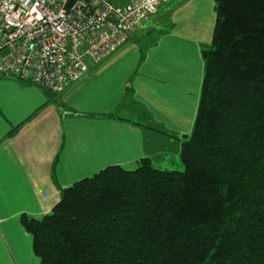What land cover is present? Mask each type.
<instances>
[{
	"label": "trees",
	"instance_id": "1",
	"mask_svg": "<svg viewBox=\"0 0 264 264\" xmlns=\"http://www.w3.org/2000/svg\"><path fill=\"white\" fill-rule=\"evenodd\" d=\"M214 8L181 170L108 167L22 216L41 264H264V0Z\"/></svg>",
	"mask_w": 264,
	"mask_h": 264
},
{
	"label": "crops",
	"instance_id": "2",
	"mask_svg": "<svg viewBox=\"0 0 264 264\" xmlns=\"http://www.w3.org/2000/svg\"><path fill=\"white\" fill-rule=\"evenodd\" d=\"M214 7L215 0L160 3L124 45L57 94L0 77V264H41L21 217L41 219L63 189L108 167L133 171L145 158L181 170ZM144 114L163 133L138 125Z\"/></svg>",
	"mask_w": 264,
	"mask_h": 264
},
{
	"label": "built area",
	"instance_id": "3",
	"mask_svg": "<svg viewBox=\"0 0 264 264\" xmlns=\"http://www.w3.org/2000/svg\"><path fill=\"white\" fill-rule=\"evenodd\" d=\"M170 0H0V74L57 94Z\"/></svg>",
	"mask_w": 264,
	"mask_h": 264
},
{
	"label": "snow or ice",
	"instance_id": "4",
	"mask_svg": "<svg viewBox=\"0 0 264 264\" xmlns=\"http://www.w3.org/2000/svg\"><path fill=\"white\" fill-rule=\"evenodd\" d=\"M3 198V164L0 162V200Z\"/></svg>",
	"mask_w": 264,
	"mask_h": 264
},
{
	"label": "rangeland",
	"instance_id": "5",
	"mask_svg": "<svg viewBox=\"0 0 264 264\" xmlns=\"http://www.w3.org/2000/svg\"><path fill=\"white\" fill-rule=\"evenodd\" d=\"M115 5H123L125 3V0H110ZM186 3V2H185ZM150 119V118H149ZM152 121V120H151ZM150 123V120H148ZM151 124V123H150ZM153 124V123H152ZM180 171V170H179Z\"/></svg>",
	"mask_w": 264,
	"mask_h": 264
},
{
	"label": "water",
	"instance_id": "6",
	"mask_svg": "<svg viewBox=\"0 0 264 264\" xmlns=\"http://www.w3.org/2000/svg\"><path fill=\"white\" fill-rule=\"evenodd\" d=\"M1 76H4V75H1V74H0V77H1Z\"/></svg>",
	"mask_w": 264,
	"mask_h": 264
},
{
	"label": "bare ground",
	"instance_id": "7",
	"mask_svg": "<svg viewBox=\"0 0 264 264\" xmlns=\"http://www.w3.org/2000/svg\"><path fill=\"white\" fill-rule=\"evenodd\" d=\"M156 13V12H155ZM154 15V14H153Z\"/></svg>",
	"mask_w": 264,
	"mask_h": 264
}]
</instances>
